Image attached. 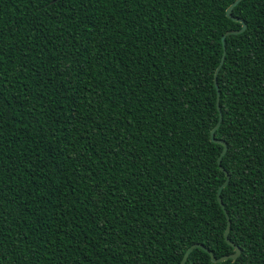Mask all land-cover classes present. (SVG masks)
<instances>
[{"label":"trees","instance_id":"16d2710c","mask_svg":"<svg viewBox=\"0 0 264 264\" xmlns=\"http://www.w3.org/2000/svg\"><path fill=\"white\" fill-rule=\"evenodd\" d=\"M0 0V264H264V0Z\"/></svg>","mask_w":264,"mask_h":264},{"label":"water","instance_id":"95a60500","mask_svg":"<svg viewBox=\"0 0 264 264\" xmlns=\"http://www.w3.org/2000/svg\"><path fill=\"white\" fill-rule=\"evenodd\" d=\"M241 1V0H234L232 1V3H230L228 5V7L226 8V15L232 19H235V20H240L238 18H235L232 16L231 14V10L234 6H236L238 4V2ZM245 29V24L242 23V27L240 29H237V30H228L226 31L222 36H221V43H222V47H223V52H222V55H221V58L219 60V63L218 65L216 66L215 68V71H214V82H215V85H216V89H217V109H218V112H219V119L217 121V123L214 125V127L211 129L210 131V139L214 142H217V143H220L222 145V149L219 153V156L217 158V163L219 164V167L221 170L224 171L225 173V179L224 181L218 186L217 188V191H216V198H217V201L218 203L220 204V206L223 208L225 214H226V218H227V225H226V229L224 231V237H225V240L227 241V243L229 245H231L233 248H234V251L233 253H230V254H224V255H221L219 257H216L214 256V254L212 253V251L210 249H208L206 246H204L202 243H194L190 246H188L179 262V264H184L189 253L194 249V248H201L202 250H204L205 252H207L210 256V259L211 261L213 262H221V261H224L226 259H236L241 250H240V247L235 245L232 241H230L229 237H228V232H229V227H230V219H229V216L227 215L226 213V210L224 209V205H223V202H222V198H221V190L224 186L227 185L228 181H229V174L224 170V168L221 166V159H222V156L224 155V153L226 152L227 150V143L224 141V140H220V139H216L214 137V132L216 130V128L218 127L219 123H220V119H221V111H220V107H219V91H218V86L216 84V80H217V75H218V72L221 68V65L224 61V57H225V37L229 34H238V33H241L243 30Z\"/></svg>","mask_w":264,"mask_h":264}]
</instances>
